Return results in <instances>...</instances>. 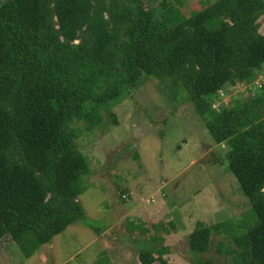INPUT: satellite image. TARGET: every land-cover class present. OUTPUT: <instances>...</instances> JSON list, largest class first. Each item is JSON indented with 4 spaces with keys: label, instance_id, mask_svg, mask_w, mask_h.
Listing matches in <instances>:
<instances>
[{
    "label": "trees",
    "instance_id": "16d2710c",
    "mask_svg": "<svg viewBox=\"0 0 264 264\" xmlns=\"http://www.w3.org/2000/svg\"><path fill=\"white\" fill-rule=\"evenodd\" d=\"M260 15L264 0H215L189 16L168 8L161 19L141 0L1 1L0 242L11 238L29 258L70 224L102 232L78 199L90 167L74 123L91 130L105 108L116 123L108 104L144 75L167 81L173 97L184 91L212 139L228 145L223 158L254 215L240 231L197 221L190 251L207 252L211 235L225 233V264H264V82L213 107L225 84H249L264 66ZM166 252L146 245L138 260L168 264Z\"/></svg>",
    "mask_w": 264,
    "mask_h": 264
},
{
    "label": "rangeland",
    "instance_id": "374dc122",
    "mask_svg": "<svg viewBox=\"0 0 264 264\" xmlns=\"http://www.w3.org/2000/svg\"><path fill=\"white\" fill-rule=\"evenodd\" d=\"M141 1L161 19L168 8L189 16L215 0ZM257 22L264 34V15ZM256 76L249 84H225L215 106L261 92L264 66ZM166 86L167 81L143 75L108 104L116 123L107 108L104 121L91 130L82 121L74 123L90 167L78 199L102 232L70 224L29 258L6 236L0 242V264H141L138 251L146 245L166 247L168 264L230 260L217 250L221 241L230 242L225 233H213L208 251L197 254L189 249L188 235L197 221H229L233 230L244 229L255 221L250 203L223 158L228 145L212 139L184 91L173 97ZM142 227L147 231L142 233Z\"/></svg>",
    "mask_w": 264,
    "mask_h": 264
},
{
    "label": "built area",
    "instance_id": "2783aa9c",
    "mask_svg": "<svg viewBox=\"0 0 264 264\" xmlns=\"http://www.w3.org/2000/svg\"><path fill=\"white\" fill-rule=\"evenodd\" d=\"M218 92H219V94H220V95H223V92H222V90H218ZM215 103H216V102H215ZM215 103L213 104V107H214V108H216V107H217V106H215Z\"/></svg>",
    "mask_w": 264,
    "mask_h": 264
}]
</instances>
